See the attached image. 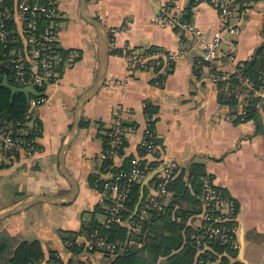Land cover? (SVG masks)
<instances>
[{
	"label": "crops",
	"instance_id": "obj_1",
	"mask_svg": "<svg viewBox=\"0 0 264 264\" xmlns=\"http://www.w3.org/2000/svg\"><path fill=\"white\" fill-rule=\"evenodd\" d=\"M53 1L59 10L55 21L59 46L67 58L47 91L49 101L34 116L35 124L39 119L43 127L35 155L22 157L8 169L0 168V187L14 193L3 200L0 188V211L38 194H66L73 187L60 167V150L71 134L81 96L100 72V43L96 28L84 17L82 0ZM164 4L171 17L184 14L201 35L164 22ZM235 4L232 23L239 30L225 31L221 45L225 52L233 51L235 62L213 64L229 73L264 50V0H235ZM86 9L107 29L123 30L118 48L110 49L106 80L85 103L78 134L65 153L66 168L76 179L78 191L69 202H38L0 220V238L7 239L0 261L10 259L21 241L33 239L43 246V264H47L51 250H56L65 264L74 259L60 231H78L90 216L86 211L102 206L99 191L90 181L103 172V136L121 115L126 127L123 156H138L151 122L157 133V150L143 158L175 162L179 171H186L187 185L192 164H203L205 177L237 205L240 247L236 258L242 264H264V110L256 109L255 116L251 113L247 119H237L242 99L220 93L211 77L212 62L204 61L205 44L221 24L219 7L195 0H101L98 5L88 0ZM127 47L137 53L179 51L181 56L167 74H162L158 67L131 63ZM147 176L140 183L143 198L156 192L155 177L147 180ZM173 194L171 190L165 202H170ZM194 218L188 222L195 223ZM90 257L89 264H110L113 259L102 254ZM79 259L85 262L83 257ZM157 264H166V257L161 256Z\"/></svg>",
	"mask_w": 264,
	"mask_h": 264
},
{
	"label": "built area",
	"instance_id": "obj_2",
	"mask_svg": "<svg viewBox=\"0 0 264 264\" xmlns=\"http://www.w3.org/2000/svg\"><path fill=\"white\" fill-rule=\"evenodd\" d=\"M98 5L101 0H90ZM207 1L219 7L221 11V24L210 39L205 44L204 58L212 62V79L218 85L220 93L229 97H239L241 109L237 111L235 117L239 120L249 118L251 107L253 109L264 110V71L262 84L257 86L241 68L236 65L233 72L219 71L218 67H213L215 63H234L235 56L232 52H225L222 49L224 32H237L238 26L232 23V17L236 10L235 0H195ZM168 5L162 6L164 22L180 26L184 30L201 35L202 31L184 19L182 13L171 17ZM58 7L53 0H20L14 4L0 0V55L1 61L5 62L12 71V79L17 86H33L38 90V86L50 83L51 79H56L59 70L64 64L67 54L59 46V32L55 24L58 14ZM109 45L111 50L118 48V36L123 27H108ZM128 60L131 63H138L141 67H158L162 74H167L169 67L181 56L179 51L159 49L137 53L127 47ZM42 94V100L48 99L46 93L38 90ZM253 97V98H252ZM32 97V103L35 104ZM41 100V101H42ZM32 116L28 121H30ZM22 126L27 128V122ZM148 123L144 138L140 143V148L146 153L155 154L157 150V133ZM21 125L12 121L0 123V164L15 159L14 153L21 147ZM125 125L121 115L114 121L111 130V148L107 150L108 157L118 156V148L123 145L125 138ZM10 154L9 157H6ZM177 165L175 162L160 161L155 166L140 167L138 161H133L129 169L119 171H107L106 177H98L95 180V188L103 193L105 197L101 202H107L108 221H116L131 225L126 239L119 242H110L101 235H84V240L88 242V251L98 250V247L108 248L111 251L117 248L138 246L142 244L141 235L144 231V220L149 216L151 210H155L160 205V201L171 193L170 182L176 176ZM157 171L155 177L156 192L147 197L136 219L133 221L129 217L126 221L124 215L129 212V202L133 184L140 178H144L149 173ZM203 210L198 213L192 223L193 231L189 241L199 253L198 264H219L220 256L215 254L211 244H226L230 250L236 252L233 257L236 259L240 244L235 223L237 205L235 200L227 193L214 185L207 177L203 178ZM132 221V222H131ZM119 245V246H118ZM118 246V247H117ZM210 251L216 255L214 258ZM112 252V253H113ZM114 254V253H113ZM237 260V259H236Z\"/></svg>",
	"mask_w": 264,
	"mask_h": 264
},
{
	"label": "trees",
	"instance_id": "obj_3",
	"mask_svg": "<svg viewBox=\"0 0 264 264\" xmlns=\"http://www.w3.org/2000/svg\"><path fill=\"white\" fill-rule=\"evenodd\" d=\"M20 0H6L10 4H14ZM31 2L35 0H29ZM47 1V0H46ZM2 56L0 55V61ZM5 63V62H4ZM6 64V63H5ZM7 65V64H6ZM241 68L248 74L250 79L259 86L262 84L264 71V50L257 52L256 58L241 64ZM9 71V80L16 84ZM6 74V68L0 63V123L5 121H12L14 123L22 124L28 121L29 99L23 92H17L12 98L11 89L2 85ZM254 107V106H252ZM250 108L253 116L255 109ZM42 127V122L37 119V124L31 128L30 133L32 137L38 135V129ZM43 128V127H42ZM110 133L103 136L104 149L110 150ZM126 145V137L124 143L118 148V154L122 156V163L118 164L113 158H107L103 161L102 170L104 171H119L129 169L133 161H138L140 167L155 166L158 161L143 158L146 152L143 148L139 149L138 156L130 155L123 156ZM186 171L177 170L176 176L170 182V189L174 191L170 202H165V197L160 201L159 207L149 212V216L144 220V231L140 239L142 244L138 246H129L126 248L119 247L115 251L108 248L98 247V250L114 255L110 264H157L161 256L166 257V264H198L199 253L198 249L190 243L189 237L193 231L192 225L188 220L195 217L203 210L204 202L203 195V178L206 172L203 164L194 163L189 170V185L184 180ZM98 175L91 177V185L95 186V180ZM140 197V183L133 184L131 193V201L129 202V212L124 215L126 221L132 217L133 221L136 219L137 213L140 212L147 197L145 196L140 204L137 213L132 216L136 204ZM90 214L88 219L84 221L78 231L62 230L61 237L64 240L67 248L71 251L74 259H70L67 264H86L80 260L78 254L88 246L85 239L84 244L76 242L79 235H101L110 242H123L129 230L131 223H120L116 221H108L107 207L98 205L93 211H86ZM85 212V214H86ZM100 216H103L101 219ZM132 222V221H131ZM73 242V243H72ZM119 246V245H118ZM117 246V247H118ZM215 254L219 255V264H242L239 260L234 259L236 252L230 250L226 244H211ZM7 248V239L0 238V253L2 254ZM210 251V255L214 258L216 255ZM45 261V252L43 246L38 239L21 241L15 248L13 255L6 261H0V264H43ZM47 264H65L56 250L50 251V257Z\"/></svg>",
	"mask_w": 264,
	"mask_h": 264
},
{
	"label": "water",
	"instance_id": "obj_4",
	"mask_svg": "<svg viewBox=\"0 0 264 264\" xmlns=\"http://www.w3.org/2000/svg\"><path fill=\"white\" fill-rule=\"evenodd\" d=\"M87 2H88V0H82V8H83L84 13H85L84 14L85 19L96 28L97 33H98L99 43H100V53H101V69H100V72L97 76V79L95 80L93 85L89 89H87L83 93V95L81 96L78 107H77V114L75 117V121L73 123L71 134H70L69 138L67 139V141L64 142V144L60 150V167H61L62 171L64 172V175L67 177V179H69L72 182L73 187L66 194H61V195L38 194V195H35L31 198L19 201L15 204L11 205L7 209L0 211V220L8 217L9 215H12V214L17 213L19 211H22V210L26 209L27 207H29L33 204H36L38 202H51V203L69 202L76 196V193L78 191V184H77L76 179L73 177V175L70 174V172L66 168L65 153H66L67 149L69 148V146L71 145L74 138L78 134V131L80 128V122H81V118H82V110H83L85 103L91 98V96L93 94H95L103 86V84L106 80L108 58H109V53H110L108 30L105 27V25L100 20L97 19V17H95L94 15H91L87 11V9H86ZM204 61L206 64H209L208 60H204ZM0 63L2 65H4L6 68V74H5V78H4L2 85L11 89L12 98L15 95V93H17V92L25 93L28 98L30 96V93L39 94V91H37L36 88L33 86L28 85V86L21 87V86H17L15 84L11 83L9 80L8 66L3 61H0ZM35 120H36V117H33L26 124L29 125L31 128H33L35 125ZM125 122L130 123V121L128 119H126ZM156 173H157V171L149 173L146 179L148 180V179L153 178ZM137 182L141 183V182H144V180H143V178H140ZM143 196H144L143 193H141V196L139 198L138 203L136 204V207H135V210H134L132 216H134L137 213V211L140 207V204L142 202ZM240 255H241V253H240ZM236 259L240 261L239 258H236Z\"/></svg>",
	"mask_w": 264,
	"mask_h": 264
},
{
	"label": "rangeland",
	"instance_id": "obj_5",
	"mask_svg": "<svg viewBox=\"0 0 264 264\" xmlns=\"http://www.w3.org/2000/svg\"><path fill=\"white\" fill-rule=\"evenodd\" d=\"M57 17H58V14H57L56 18ZM8 69L10 71V68L9 67H8ZM10 73L12 75V71ZM56 80L57 79H51L49 84L47 83L46 85L38 86V90H40L42 92L44 91L46 93L48 99L42 100V97L44 95L42 96L43 93H41V92H39V94L30 93V96L28 98L29 99V108H28V111H27V113L29 114L28 117H31V115L32 116H35L37 114V111H39V108L43 104H45V103H47L49 101L50 97H49L47 91H48L49 87L56 82ZM32 97H36L35 98V104L32 103ZM112 127H113V125H112ZM112 127L110 128V130L107 133H110L111 134ZM20 129H21V132H22L21 137L23 138L21 140V147L19 148V150H18L17 153L16 152L14 153L15 159H13V160L11 159L9 162H5V163H1L0 164V168L1 169L2 168L8 169V168L14 166L16 163H18L19 159H21L22 157H28V158L30 157V158H32L35 155L36 151L38 150L37 138H40L42 136L43 128L41 127L40 129H38L39 134L38 135H35L34 137H32V135L30 133L31 127L29 125H27V128L24 127V126H21ZM106 154H108L107 153V150L104 149L101 152V156H100L101 159H103V161H104V159H107V158L104 157V156H107ZM9 156H10V154H8L6 157H9ZM108 158H113L114 161H116L117 159H120V161L122 160L121 159V155L116 156V157H108ZM121 163H122V161L120 163H118V164H121ZM102 171L103 172L100 174V176L101 177H106L107 176V174H106L107 171H104V170H102ZM0 188L2 189V192H3L2 195H1V197H2L3 200H9L11 198V196H13L14 193L13 192H12V194L9 193L8 189L6 187H4L3 185ZM99 194H100V197L101 198L105 197L101 191L99 192ZM109 201L110 200H107V202H101V199H100V202H101L102 206H104V207H106L109 204L108 203ZM0 202H1V199H0ZM79 237L80 238L81 237L83 238V235L77 236L76 242H78L79 244H84L85 241H79ZM93 254H95V255L96 254L108 255L111 258L114 257V255L112 253L111 254H108V253L104 252L103 250L88 251L86 248H84V250L81 251L78 254V258H79V256L80 257H83V259L85 260V263L86 264H89V259L92 258L90 256L93 255Z\"/></svg>",
	"mask_w": 264,
	"mask_h": 264
}]
</instances>
